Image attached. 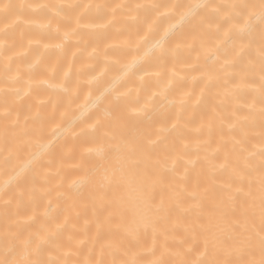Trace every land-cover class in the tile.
Listing matches in <instances>:
<instances>
[{"label":"bare ground","instance_id":"6f19581e","mask_svg":"<svg viewBox=\"0 0 264 264\" xmlns=\"http://www.w3.org/2000/svg\"><path fill=\"white\" fill-rule=\"evenodd\" d=\"M262 240L264 0H0V264Z\"/></svg>","mask_w":264,"mask_h":264},{"label":"snow or ice","instance_id":"6c2138e0","mask_svg":"<svg viewBox=\"0 0 264 264\" xmlns=\"http://www.w3.org/2000/svg\"><path fill=\"white\" fill-rule=\"evenodd\" d=\"M262 245H264V240H262ZM262 264H264V262H262Z\"/></svg>","mask_w":264,"mask_h":264}]
</instances>
